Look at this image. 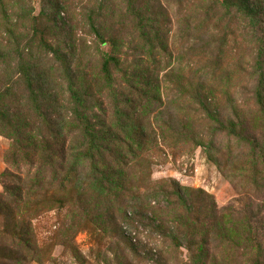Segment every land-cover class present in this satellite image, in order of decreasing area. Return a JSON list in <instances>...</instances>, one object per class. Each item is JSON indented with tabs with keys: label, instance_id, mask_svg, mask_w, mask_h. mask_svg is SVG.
<instances>
[{
	"label": "rangeland",
	"instance_id": "1",
	"mask_svg": "<svg viewBox=\"0 0 264 264\" xmlns=\"http://www.w3.org/2000/svg\"><path fill=\"white\" fill-rule=\"evenodd\" d=\"M137 2L0 0V264H264V0Z\"/></svg>",
	"mask_w": 264,
	"mask_h": 264
},
{
	"label": "trees",
	"instance_id": "2",
	"mask_svg": "<svg viewBox=\"0 0 264 264\" xmlns=\"http://www.w3.org/2000/svg\"><path fill=\"white\" fill-rule=\"evenodd\" d=\"M128 1L131 3L130 4L131 5L130 9H131L132 15H136L139 20H142L143 19V13H142L143 11H141L142 10L141 7L137 6V4H138L137 0H128ZM141 26H142V23H139V22H138V25H136L137 29H140ZM111 42H112V44L116 45L113 41H111ZM42 46H46L50 50L52 49L51 44H49L45 40L42 43ZM46 47L44 49H47ZM55 50H57V48L54 47L53 51L56 52ZM115 63L118 64L116 61H115ZM104 66H105V64H104ZM27 67H29V65H27V62H24L23 66H22V75L24 76V78L26 80L30 79L29 78V74L27 72ZM110 77H111V73H110L109 69H105V78H106V80L109 79ZM128 83H131L130 86H129L130 89L135 87L134 86L135 83H132V82H128ZM125 101H128V100H125ZM4 106H5V104L2 103V101H0V112H1L0 113V120L1 119L3 120L7 116V112L6 111H4V110H3L4 112L1 111L3 108H5ZM75 117H76V119H74V121H78L79 120V122L81 123V126H80V128L82 129L81 136L86 138V140H85V142L83 144V145L86 146L85 147L86 150L88 148H90V149L93 148V145L95 143H97V146H99L98 148H100L101 146H103V143H105L109 138L111 139V135L110 136L106 135L107 132L106 133H101V132H99V130L97 131L96 129H94V126L92 125V122L90 121V119L88 120V118L85 117L84 114H79V115H77ZM110 126L113 127V124L111 123ZM23 128H24V124L21 125V126H19V124H15V128L12 129L11 131H8L7 129H5V127H0V133L3 132L5 136H11L12 144L18 145V143H19V145L21 147L38 148L39 144L41 145L40 147L42 149H43V147H45L44 144L41 143V141H39L37 138H35L36 136H30L29 134L23 136L22 135ZM107 131L110 132L109 128H108ZM111 133L113 134V137L117 135V133H115V131H111ZM59 136H60L59 140H62V135H60V133H59ZM96 140H99V141H96ZM44 149H46V148H44ZM83 156H90V155L84 153Z\"/></svg>",
	"mask_w": 264,
	"mask_h": 264
}]
</instances>
